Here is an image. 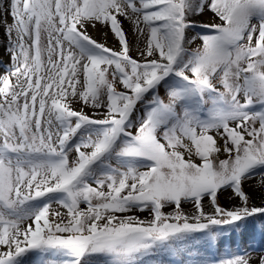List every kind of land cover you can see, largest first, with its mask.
I'll return each instance as SVG.
<instances>
[{"label": "snow or ice", "instance_id": "1", "mask_svg": "<svg viewBox=\"0 0 264 264\" xmlns=\"http://www.w3.org/2000/svg\"><path fill=\"white\" fill-rule=\"evenodd\" d=\"M0 17V264H251L190 253L264 217L243 187L264 177V0H0Z\"/></svg>", "mask_w": 264, "mask_h": 264}, {"label": "rangeland", "instance_id": "2", "mask_svg": "<svg viewBox=\"0 0 264 264\" xmlns=\"http://www.w3.org/2000/svg\"><path fill=\"white\" fill-rule=\"evenodd\" d=\"M209 15H214L211 11H205V13L202 16H198L196 17V19L198 21H202L206 24H220L222 23L218 18L213 19L211 18ZM253 23H255V21H253ZM122 27L126 33V37L127 40L131 46V51H130V55L132 56V58L140 61L141 57L139 55V52L137 51V37L136 35H134V26L132 23L130 24H126L124 22H121ZM100 25V24H99ZM98 24L95 27L89 26L88 28V34L95 39L98 43H102L104 44L106 47L111 48L113 50H119L120 49V45L117 42V39L114 37V35L109 31L108 28L104 27V31L107 33L106 38H101L96 34V30H97ZM0 29H4L3 27H0ZM208 29H204V28H199V29H195L192 30L188 33L189 37L195 35L197 32H207ZM4 35V33H3ZM5 37V35H4ZM3 40V39H2ZM7 38H4V42H6ZM201 45V41L198 39L194 44L191 45L192 49H197L199 48ZM140 47H143V44L141 43L139 45ZM11 63L10 60V56L9 53L4 50L3 53H0V76H3L4 74H6L7 69L9 68ZM13 83H15V78H12ZM221 90L222 87H221ZM160 95L162 97H165L166 100V96L164 93L163 88L160 89ZM146 99L150 100L151 96L146 97ZM73 108L75 109H80L82 107L81 104H73L72 105ZM210 107V103L206 104L205 108ZM84 111L88 112L90 115L93 114V110L91 107H87L84 109ZM224 155L221 154L220 155V159H224ZM197 162H199L197 160ZM244 190L245 192L251 197V201L250 204L252 206H264V205H258L257 204V194L258 192H261L262 190H264V177H262L261 175H256L253 176L249 179H247L244 182ZM231 191H220L218 193L219 196V203L220 205H222L225 208H231L234 205L238 204L239 201L235 200V199H229V197L231 196ZM204 204L207 207L208 205V200L205 199L204 200ZM184 207V209L187 211L190 209V205H182ZM51 209L53 211L55 210H59L61 212L65 211L61 205H59L56 202H53L50 205ZM81 208H85L86 206L84 204L80 205ZM165 212H169L171 211V208H165L164 209ZM128 215H134V216H138L141 219H146L148 217V212L147 211H138V210H133L130 213H127ZM264 224V217H259L257 216L256 218L250 219L248 221H243L240 222L235 230H231V229H224L221 232V236L223 237V239H221L218 243V245L216 246V253L217 254V258H220L222 256L225 255V252L229 249V247H231L232 251H235L236 248H241L244 249L245 251H249L250 254L256 255L260 252V245L261 243L264 241L263 240V236L261 235L260 231H259V227L260 225ZM254 243L255 245H257V247H249V244ZM190 256L193 258H197L199 260V258L201 257H208V252L205 250H202L200 253L197 252H192L190 253ZM187 264H193V261L190 259L187 261ZM200 264H205L204 261H201Z\"/></svg>", "mask_w": 264, "mask_h": 264}, {"label": "bare ground", "instance_id": "3", "mask_svg": "<svg viewBox=\"0 0 264 264\" xmlns=\"http://www.w3.org/2000/svg\"><path fill=\"white\" fill-rule=\"evenodd\" d=\"M211 18L216 19L217 18L214 15H209ZM0 19H2V17H0ZM9 22H11V17H8ZM121 22H124L126 24H130V22L126 19H124L123 17H120ZM2 27V26H0ZM4 29H0V53H3V51L6 49V42H4ZM96 34L101 37V38H106L107 33L104 31V27L102 25L98 24L97 30H96ZM3 39V40H2ZM257 194V204L258 205H264V190H262L261 192L256 193ZM263 240H264V236H263ZM261 245H264V241L261 243ZM260 252L256 255L250 254L249 251H246L247 256L251 258V264H259L260 258L264 257V247L260 246Z\"/></svg>", "mask_w": 264, "mask_h": 264}]
</instances>
